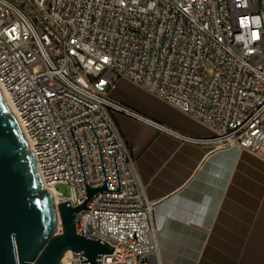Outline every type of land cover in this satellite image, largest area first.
Masks as SVG:
<instances>
[{
  "label": "built area",
  "instance_id": "2783aa9c",
  "mask_svg": "<svg viewBox=\"0 0 264 264\" xmlns=\"http://www.w3.org/2000/svg\"><path fill=\"white\" fill-rule=\"evenodd\" d=\"M120 80L212 135L180 133L114 102L110 91ZM0 83L56 205L86 200L71 127L88 186L103 185L104 174L92 129L78 124L92 123L111 190L118 188L115 153L121 192H99L75 215L77 234L114 248L100 264H162L154 203L115 115L183 143L238 147L264 159V0H8V11L0 4ZM59 184L70 185L69 197ZM69 252V264H83L80 251Z\"/></svg>",
  "mask_w": 264,
  "mask_h": 264
},
{
  "label": "crops",
  "instance_id": "0c3cea01",
  "mask_svg": "<svg viewBox=\"0 0 264 264\" xmlns=\"http://www.w3.org/2000/svg\"><path fill=\"white\" fill-rule=\"evenodd\" d=\"M110 98L194 137L210 129L145 89L120 80ZM149 201L162 264H264V159L238 147L183 143L115 115Z\"/></svg>",
  "mask_w": 264,
  "mask_h": 264
},
{
  "label": "water",
  "instance_id": "95a60500",
  "mask_svg": "<svg viewBox=\"0 0 264 264\" xmlns=\"http://www.w3.org/2000/svg\"><path fill=\"white\" fill-rule=\"evenodd\" d=\"M84 124L90 126L98 144L104 183L99 187L87 185L73 126L70 130L80 155L86 200L76 208L70 207L69 202L56 205L43 189L32 153L0 94V264H62L68 251H80L83 264H100L102 255L113 252L114 248L105 242L85 232L79 235L75 230V215L87 209L97 193L122 190L115 153L118 188L111 190L97 134L91 121L78 125ZM58 222L62 227L59 234Z\"/></svg>",
  "mask_w": 264,
  "mask_h": 264
},
{
  "label": "bare ground",
  "instance_id": "6f19581e",
  "mask_svg": "<svg viewBox=\"0 0 264 264\" xmlns=\"http://www.w3.org/2000/svg\"><path fill=\"white\" fill-rule=\"evenodd\" d=\"M0 4H1V11H8V0H0ZM0 94L4 100V102L6 103L8 109H9V112L10 114L16 119L17 121V112H16V108L11 100V97L8 93V91L5 89V87L0 83ZM20 127V126H19ZM21 129V128H20ZM21 132L24 136V139L27 143V147H28V150L30 151L31 150V147L29 145V142H28V138H27V134L26 132L21 129ZM42 187L44 190H47L50 195L52 196L55 204L57 203V200H56V197H55V193H54V190L49 188V187H45L43 184H42ZM69 257H70V252H66L63 260H62V264H69Z\"/></svg>",
  "mask_w": 264,
  "mask_h": 264
},
{
  "label": "rangeland",
  "instance_id": "374dc122",
  "mask_svg": "<svg viewBox=\"0 0 264 264\" xmlns=\"http://www.w3.org/2000/svg\"><path fill=\"white\" fill-rule=\"evenodd\" d=\"M211 79H212V75L208 73L206 83H209ZM56 190L62 197H69L71 195V187L68 184H59L56 186ZM57 231L62 232L61 223L59 224V222H58Z\"/></svg>",
  "mask_w": 264,
  "mask_h": 264
}]
</instances>
